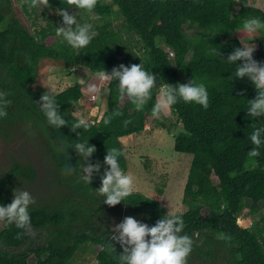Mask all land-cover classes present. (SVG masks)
<instances>
[{"label": "trees", "instance_id": "16d2710c", "mask_svg": "<svg viewBox=\"0 0 264 264\" xmlns=\"http://www.w3.org/2000/svg\"><path fill=\"white\" fill-rule=\"evenodd\" d=\"M19 1L26 15L33 17L30 0ZM46 1L54 3V9L69 8L70 13L75 9L84 14L87 23L93 24L96 36L86 48L73 49L60 43L54 26L29 31L17 16L13 0H0V90L6 91L12 101L8 116L0 119V139L13 141L18 129L36 133L33 135L38 137L46 157L43 161L47 174L46 185H41L47 195L34 196L36 203L30 206L31 227L44 232L41 243L35 245L29 232L18 236L24 230L5 222L0 230V264H30L32 256L35 264H72L87 246L100 248L97 264H118L123 249L111 240L113 222L109 218L134 216L152 226L166 214L158 198L137 192L125 202L109 206L94 189L101 184L99 174H94L88 185L77 183L75 174L62 173L67 162L76 165L81 158L75 149H69L72 158L67 161V155L56 150L55 140L78 139L77 133L83 130L73 132L70 124L59 130L47 125L37 104L47 90L33 87L39 64L46 59L63 62L70 72L87 69L93 73L103 68L111 71L121 63L142 62L158 74L157 87L167 82L187 83L194 77L204 83L208 108L183 101L171 107L181 126L175 150L193 155L183 201L188 209L178 214L185 221L184 232L193 239L188 264H264V215L249 228L238 223L246 201L252 202L253 216L264 202V148L260 155L252 156L249 150L253 145L248 139L253 127L264 126V117H248V100L256 97L257 89L250 80H232L229 76L235 65L219 55L221 52L226 58L236 47L244 46L240 38L232 37L241 31L243 36L254 37L251 42L258 47L254 58L264 62V31H243L245 20L252 16L264 18V11L250 6L248 0H240L237 14H233L237 0H97L90 13L76 9L68 0ZM119 20L121 25L115 26ZM185 25L197 27L198 31L189 36ZM82 89L76 83L56 94L61 111L70 122L77 119L73 109L83 97ZM108 90L106 112L82 136L90 138L97 148L92 163L103 164L107 148L124 151L121 139L145 129L148 117L153 116L152 103L159 95L158 89L154 90L153 100L144 110L136 111L130 100L120 105L115 81L109 82ZM114 109L121 114L105 125L104 118ZM120 163L127 171L126 155ZM40 181L34 164L15 160L12 166L0 169V204L12 202L13 189L29 190L31 184ZM221 233L230 239L222 238ZM109 242L115 246L113 251L108 250Z\"/></svg>", "mask_w": 264, "mask_h": 264}, {"label": "clouds", "instance_id": "9594fccd", "mask_svg": "<svg viewBox=\"0 0 264 264\" xmlns=\"http://www.w3.org/2000/svg\"><path fill=\"white\" fill-rule=\"evenodd\" d=\"M68 3L74 4L76 9L90 13L95 9L97 0H68ZM36 5L37 0H30L29 7ZM245 6L249 5L245 3ZM58 12L62 17V23L56 25L55 35L60 43H67L77 50L86 48L96 36L93 24L81 23L77 14H70L69 8H62ZM243 31L248 34L264 31V18L252 16L245 20ZM242 44L243 47H236L226 58L221 52L219 55L223 61L235 65L234 72L229 76L232 80H250L257 89L256 97L248 100L246 110L248 117L260 118L264 116V62L254 58L256 45L250 46L243 42ZM238 61L242 62L238 63ZM96 75L101 81H115L119 98L130 100L136 111L144 110L153 100L154 90L158 89L159 95L151 107V114L155 117L166 115L168 109L180 101L195 103L205 109L209 106L207 87L204 83L197 82L195 77L187 83L167 82L157 87L158 74L149 71L142 62L130 65L121 63L111 71L103 68ZM88 90L90 93L99 91L96 84H89ZM7 97L8 93L0 90V119L9 114L8 106L12 101ZM92 99L95 100L96 96L93 95ZM37 104L49 127L59 130L62 126L70 124L73 132L77 129L83 130L77 133L78 139L69 141L58 137L55 140L56 150L65 153L67 161L72 158L69 149H75L77 156L81 158L76 165L67 162L62 168V173L66 176L75 174L77 183L83 182L88 185H91L94 174H99L101 184L94 189L103 197V203L114 206L122 201L125 202L134 191V180L133 176L121 167L120 158L125 156L124 151L117 147L107 148L103 164L92 163L91 158L97 148L90 143V138H82L83 133L92 127L88 119L80 116L70 122L61 111L55 93L51 91H46ZM120 114L118 109H114L111 115L104 118L103 123L110 124L112 118ZM124 123L127 125L128 121L125 120ZM248 139L253 145L249 150L251 155H260L261 149L264 148V126L253 127ZM35 203V197L26 188L13 189L12 202L6 205L0 204V221L23 229V232L17 234L23 236L31 230L30 206ZM185 226L181 215L169 212L152 226L137 220L134 216H126L122 222L113 226L110 234L111 240L118 242L123 249L118 256V264H188L193 239L184 232ZM117 231L119 236L115 235ZM220 235L222 238L230 239L224 233ZM114 249L115 246L109 242L108 250Z\"/></svg>", "mask_w": 264, "mask_h": 264}, {"label": "rangeland", "instance_id": "374dc122", "mask_svg": "<svg viewBox=\"0 0 264 264\" xmlns=\"http://www.w3.org/2000/svg\"><path fill=\"white\" fill-rule=\"evenodd\" d=\"M110 2V0H106ZM14 10L17 16L21 19L23 24L32 33L36 28H44L50 26L56 27L59 21L62 23V17L58 9L52 8L46 0L38 1L37 5L31 8L33 17L29 18L28 15L22 10V4L19 0H13ZM250 6L259 8L264 11V0H248ZM241 1L237 0V4L233 8V14H237L240 10ZM70 14H77L78 19L87 23V18L81 12L73 9ZM35 16L39 17L37 20ZM91 16L94 14L91 13ZM119 20L115 22V26L121 25ZM189 36H193L197 31V27L184 26ZM241 31L232 35L238 37L243 43L255 46L251 40L254 37L243 36ZM135 41V40H133ZM136 43V41H135ZM168 50V47H164ZM256 45V49H257ZM170 54L171 57L174 56ZM80 83L83 86V97L78 105L74 107L73 114L79 118L84 116L90 123L99 122L107 110V97H108V84L109 82L101 81L96 73L89 70L74 69L68 71L63 62L56 60L46 59L42 60L39 64V73L37 80L33 87H43L47 91L59 94L67 88ZM89 84H96L99 91L97 93H90L88 90ZM95 95L96 99L93 100L92 96ZM128 101L124 98L120 105L124 106ZM264 117V116H262ZM178 125V127H176ZM181 126L178 122L176 115L173 114L171 108L168 109L166 115L160 117H148L145 123V129L129 137H124L121 142L124 147V152L127 159L128 174L133 176L134 191L141 193L149 198H158L166 210V214H183L187 211L188 207L183 202L184 192L188 182V177L192 165L193 155L179 153L175 150V138L180 132ZM18 136L13 141H5L0 139V169H7L12 166L16 161L22 163H32L39 171L40 184H31L29 191L33 196L41 197L47 195L41 191V185H46L47 180L43 156L44 152L40 149V141L38 137L32 133L18 129ZM216 183L218 180L214 177ZM28 187V186H27ZM252 202L246 201L245 208L238 218V223L243 228H249L253 222L260 220L264 215V202L259 204L260 211L256 216L251 215L250 207ZM208 212L207 208L203 209V213ZM123 217H110L109 222H113V226L123 221ZM5 226L4 221H0V230ZM119 234V232H116ZM34 244L41 243L44 232L35 230L31 227L29 231ZM99 247L87 246L78 252L72 264H97L96 255L99 252ZM30 264L36 263L35 256L29 260Z\"/></svg>", "mask_w": 264, "mask_h": 264}, {"label": "built area", "instance_id": "2783aa9c", "mask_svg": "<svg viewBox=\"0 0 264 264\" xmlns=\"http://www.w3.org/2000/svg\"><path fill=\"white\" fill-rule=\"evenodd\" d=\"M170 54L173 55L171 51H170Z\"/></svg>", "mask_w": 264, "mask_h": 264}]
</instances>
